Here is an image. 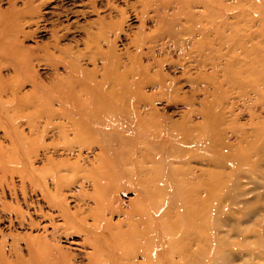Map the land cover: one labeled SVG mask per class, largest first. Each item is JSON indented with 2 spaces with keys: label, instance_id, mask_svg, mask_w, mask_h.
<instances>
[{
  "label": "rangeland",
  "instance_id": "rangeland-1",
  "mask_svg": "<svg viewBox=\"0 0 264 264\" xmlns=\"http://www.w3.org/2000/svg\"><path fill=\"white\" fill-rule=\"evenodd\" d=\"M0 33V264H104L115 194L135 264H264V0H0Z\"/></svg>",
  "mask_w": 264,
  "mask_h": 264
},
{
  "label": "bare ground",
  "instance_id": "bare-ground-1",
  "mask_svg": "<svg viewBox=\"0 0 264 264\" xmlns=\"http://www.w3.org/2000/svg\"><path fill=\"white\" fill-rule=\"evenodd\" d=\"M1 34V33H0ZM6 37V36H5ZM3 40V39H2ZM3 42V41H2ZM1 44V42H0ZM7 48L4 49V46L0 48V51H6ZM4 69V68H3ZM4 73V72H3ZM2 78V77H1ZM1 83V82H0ZM2 87H4L2 85ZM1 87V88H2ZM5 88V87H4ZM1 98V97H0ZM3 100V98H2ZM4 104H0V108L1 110H3L4 112V108H3ZM82 115L85 117L89 114H87L85 111H82ZM78 111V113L80 112ZM80 112V114H81ZM99 112V111H97ZM96 116V115H95ZM120 116V115H119ZM4 117V116H3ZM93 118V116H92ZM120 118V117H119ZM1 119V117H0ZM127 120V118H124ZM124 121V120H123ZM133 130V129H132ZM146 132V131H145ZM144 132V133H145ZM147 133V132H146ZM149 136V134H146ZM153 137V136H151ZM164 137H168L167 134H164V135H161L159 137H153V138H150L151 141H155L157 140L156 144L154 145H151L150 147L152 149L153 146L155 145H160V141H162L164 139ZM171 138V139H170ZM169 140H172L176 146H173L174 149H175V152L171 153L172 151V148L171 147H166V144H165V147L166 148H163L164 146L163 145H160L158 146L159 147V151H156L154 153V156H151V153L148 152L147 153H144L143 154V157H142V161H153L156 159L157 157V154L158 152L161 153V151L163 150V154L158 158L160 161H164V160H167V159H176L177 157H179V152H180V149H179V146L184 144V146L188 147L192 142H189V141H185V140H182L181 138L179 137H176V138H173V135L171 137H169ZM197 141V140H195ZM147 144H149V142H146ZM204 148V147H203ZM208 151V149H207ZM89 152V151H88ZM167 156V158L165 157ZM137 159V158H136ZM135 157L132 156V158H128L129 162H134L136 161ZM99 167V166H98ZM97 173H92L91 175V178H95L97 176H100L101 173L104 174V170L103 168H99ZM107 171V170H106ZM108 172V171H107ZM89 177H83V180H81L82 183L86 184V181H93L94 182V188H95V192H94V195H91L90 198L94 201V203H96V205L100 208L101 205H102V202H101V198H102V195L104 193V190L102 189L101 187V183L100 181H96L94 179H91ZM105 181L107 182L108 180L105 179ZM55 182V181H54ZM80 182V181H79ZM77 183V182H76ZM73 184V183H72ZM71 184V185H72ZM79 184V183H78ZM110 184H113V181H111L109 183ZM108 185V186H109ZM63 186V185H62ZM76 186V184H75ZM79 186V185H77ZM86 186V185H85ZM73 187V186H72ZM80 187V186H79ZM82 188V187H81ZM85 189V187H84ZM71 194H72V191H71ZM116 199L117 196L115 194V198H111L109 200V203L107 202V206H108V209L110 212H108V210H106L104 208V217H108L109 216V223L111 224V219L116 215V214H119L121 216H123L124 218L122 219V221H120L117 225H116V228L113 229V230H116L115 233H113L112 235H109L108 236L105 234V232L103 233V236L104 237H108L110 238V240L112 241H115L116 242V245H115V248L112 247V251L106 256L103 258L101 257L100 255V249L102 251V246L100 245L99 248H94L93 245H92V249H93V256L94 258L96 259V261H98L99 263L102 262L104 264H135L137 263V260L138 258L140 257H144V258H150V249H145L143 248V244L144 242L147 243L148 241V233L151 234V230L150 228H148L147 226V221H149L147 219V210L146 208L148 207L147 205V202L145 203H141L137 208H132L129 210V211H125L123 210L121 204H119L118 202L116 204H114V202H116ZM70 200V199H69ZM88 211V210H87ZM86 212V211H85ZM85 214V213H84ZM90 217L94 218V219H97L99 222H100V219L97 218V214L92 212L90 213L89 215ZM88 216V217H89ZM31 218V217H30ZM82 218V217H81ZM81 218L79 220H77V222H80ZM51 221V220H50ZM52 222V221H51ZM84 222V221H83ZM31 223V222H30ZM95 225V228H100V225L94 223ZM165 226V224H163ZM33 226V225H32ZM36 226V225H35ZM124 227H128V229H123ZM161 229L163 230V226H161ZM59 233V232H58ZM45 234V233H44ZM160 233H158L159 235ZM58 235V234H57ZM122 236H128V237H133L135 236L136 237V240H129L128 241V244L125 245L123 243H121L119 241V237H122ZM45 238V237H44ZM157 240H159V236L156 238ZM37 241V240H36ZM43 241V240H42ZM149 241L151 242L150 238H149ZM86 242V245L90 247L89 245V242H87V240L85 241ZM14 244V243H13ZM52 244V243H51ZM153 244H156L155 241L153 242ZM86 247V246H85ZM50 248V247H49ZM91 248V247H90ZM10 251V250H9ZM45 251H47L48 253V264H70V261L67 259V257H65L63 254V250L60 249L59 247H55L54 249H45ZM154 254H159L160 251L162 253V250L159 249V247L156 245L155 248H154ZM2 252V251H1ZM12 252V251H11ZM3 253V252H2ZM1 253V255H2ZM4 254V253H3ZM103 255V253H102ZM180 255V252H179V249H173L171 250L170 254H169V257L168 259H176L177 257H179ZM8 256V255H7ZM14 255H12L13 257ZM62 256V257H61ZM3 257V256H2ZM1 257V258H2ZM10 257V256H9ZM14 258V257H13ZM93 258V260L91 262H95V259ZM10 259V258H9ZM15 259V258H14ZM31 259V258H30ZM3 263V262H2ZM195 264V262L193 263Z\"/></svg>",
  "mask_w": 264,
  "mask_h": 264
}]
</instances>
